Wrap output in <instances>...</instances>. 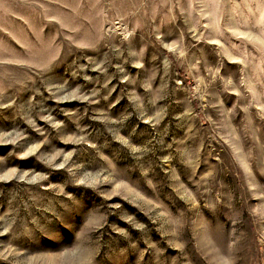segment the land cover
Returning <instances> with one entry per match:
<instances>
[{"label": "rangeland", "instance_id": "obj_1", "mask_svg": "<svg viewBox=\"0 0 264 264\" xmlns=\"http://www.w3.org/2000/svg\"><path fill=\"white\" fill-rule=\"evenodd\" d=\"M0 264H264V0H0Z\"/></svg>", "mask_w": 264, "mask_h": 264}]
</instances>
